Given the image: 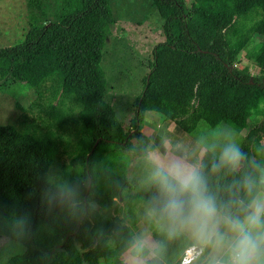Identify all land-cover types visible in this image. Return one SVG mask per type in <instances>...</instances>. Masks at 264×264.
<instances>
[{"label":"trees","instance_id":"1","mask_svg":"<svg viewBox=\"0 0 264 264\" xmlns=\"http://www.w3.org/2000/svg\"><path fill=\"white\" fill-rule=\"evenodd\" d=\"M109 2L26 0L27 33L20 43L0 48V79L25 83L36 93L28 108L17 104V122L0 125V212L27 211L33 228L14 264H119L137 225L121 213L134 217L133 204L144 198L135 195L126 170L130 154L140 157L148 146L141 133L148 112L185 135L200 123L247 130L241 150L264 160V120L256 119L264 118V74L236 67L245 52L264 70V0H152L165 40L153 50L129 131L105 100L102 52L115 23ZM214 156L203 154L205 171ZM49 168L87 179L82 195L91 211L79 227V221L60 220L49 230L40 201L41 177ZM231 179L213 174L210 182ZM178 256L173 246L169 257L178 264Z\"/></svg>","mask_w":264,"mask_h":264},{"label":"clouds","instance_id":"2","mask_svg":"<svg viewBox=\"0 0 264 264\" xmlns=\"http://www.w3.org/2000/svg\"><path fill=\"white\" fill-rule=\"evenodd\" d=\"M218 136L201 143L215 153L208 171L180 142L141 149L148 194L135 211L138 227L128 235L119 264H176L169 257L173 246L178 264H264V160L249 158L227 129ZM242 166L246 170L236 176ZM213 174L216 180L228 174L233 179L214 185ZM41 179L49 230L91 211L82 195L86 178L69 179L49 168ZM32 234L27 211L0 212V264L22 255Z\"/></svg>","mask_w":264,"mask_h":264},{"label":"rangeland","instance_id":"3","mask_svg":"<svg viewBox=\"0 0 264 264\" xmlns=\"http://www.w3.org/2000/svg\"><path fill=\"white\" fill-rule=\"evenodd\" d=\"M109 5L115 23L110 27V36L102 52L101 67L105 71L107 81L105 100L114 109L124 129L129 131L133 129L131 119L135 114L136 98L141 94L143 80L150 71L153 50L157 44L165 40L163 20L152 5V0H110ZM28 28L26 0H0V48L20 43ZM236 67L253 76L264 74L260 66L250 63L245 52L240 54ZM35 99L36 93L27 84L19 82L14 84L13 81L0 79V125L17 122L21 115L17 104L28 108ZM157 115L158 117H153V112L146 113L144 123L157 126V129L162 127L161 131L165 134L163 141L180 142L189 150L191 159L197 162L207 151L201 148V143L212 142L214 138L219 139L218 133L221 130L227 129L240 147L247 131L239 133L229 126L211 128L205 123H200L194 132L181 138L174 130L168 134L166 125L158 121L163 117ZM256 119L259 122L264 120L262 117ZM132 141L135 143L134 139ZM130 158L126 177L133 186L135 195L145 197L147 192L144 191L146 179L144 166L139 156L130 154ZM133 206L134 217L127 215L125 210L121 213L120 217H124L127 223L132 218L136 219L135 211L140 205L134 203ZM137 227L138 223L134 231ZM13 257L8 264H14Z\"/></svg>","mask_w":264,"mask_h":264},{"label":"crops","instance_id":"4","mask_svg":"<svg viewBox=\"0 0 264 264\" xmlns=\"http://www.w3.org/2000/svg\"><path fill=\"white\" fill-rule=\"evenodd\" d=\"M153 117H158L157 114L153 113ZM158 121H161L162 124L166 125V132L169 134L171 131L174 132L181 138H184L188 134H183L179 128L171 121H167L160 118ZM141 133L143 134V139L148 141V146L150 147H159L165 138V134L161 131L162 127L157 129V126L143 123ZM201 161V160H200ZM200 161L198 162L200 164Z\"/></svg>","mask_w":264,"mask_h":264},{"label":"water","instance_id":"5","mask_svg":"<svg viewBox=\"0 0 264 264\" xmlns=\"http://www.w3.org/2000/svg\"><path fill=\"white\" fill-rule=\"evenodd\" d=\"M263 82H264V79H263ZM96 143H98V141H97ZM88 188H89V185H88ZM80 223H81V221H79L78 227L80 226ZM74 234H75V232H74ZM60 248H61V246H57V247H55V248L51 251L50 256H49V259H48V262L51 260V254H52L55 250H58V249H60ZM45 264H47V263H45Z\"/></svg>","mask_w":264,"mask_h":264}]
</instances>
